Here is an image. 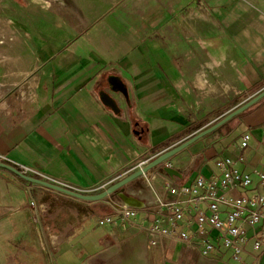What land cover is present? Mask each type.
<instances>
[{"label":"crops","instance_id":"obj_1","mask_svg":"<svg viewBox=\"0 0 264 264\" xmlns=\"http://www.w3.org/2000/svg\"><path fill=\"white\" fill-rule=\"evenodd\" d=\"M53 1L38 2L35 16L26 18L32 57L28 46L20 51L25 76L5 88L0 82V162L25 166L21 171L32 178L100 193L102 184L117 182L140 160L185 141L264 87V0ZM109 75L121 78L128 99L109 90ZM102 90L119 113L102 104ZM245 132L250 138L241 147ZM223 157L253 172L256 184L264 172V98L169 158L179 176L156 166L113 197L139 209L131 221L152 224L164 216L142 207L170 197L162 179L190 184L218 174L215 161ZM108 208L106 198L78 199L0 167V264L251 261V240L237 261L221 244L202 254L117 218L98 225L97 217L112 213Z\"/></svg>","mask_w":264,"mask_h":264},{"label":"built area","instance_id":"obj_2","mask_svg":"<svg viewBox=\"0 0 264 264\" xmlns=\"http://www.w3.org/2000/svg\"><path fill=\"white\" fill-rule=\"evenodd\" d=\"M232 90L236 95L241 94V90ZM249 138V132L243 133L240 146H246ZM152 158L140 160L134 170L143 167ZM241 160L242 157L238 159ZM236 163L231 157L218 158L215 161L218 174L199 175L190 184H175L162 179V187L170 197L158 196L142 207L164 216L152 224L142 225L131 221L139 209L113 195L106 197L112 213L97 217L96 222L104 225L117 218L120 224L131 223V227H139L159 238L194 246L202 254H208L221 244L237 261H243L246 245L251 240V261L243 264H260L264 259V172L257 173L254 184L253 172L241 170L235 166ZM162 165L172 167L169 160ZM20 167L24 172L27 170L25 166ZM156 177L158 174H153L150 178L146 177V181L151 184ZM254 185L259 187L255 192ZM107 187L102 184L100 189ZM235 190L238 192L233 195ZM33 206L28 205L29 209Z\"/></svg>","mask_w":264,"mask_h":264},{"label":"water","instance_id":"obj_3","mask_svg":"<svg viewBox=\"0 0 264 264\" xmlns=\"http://www.w3.org/2000/svg\"><path fill=\"white\" fill-rule=\"evenodd\" d=\"M109 90L112 92H119L121 93L126 99H128V91L126 85L123 83L121 78L117 75H109L107 78ZM99 98L102 104H104L106 107L110 108L113 112L119 113L120 110L118 108V105L116 103V100L105 90H102L99 92ZM262 98H264V87L252 94L250 97H247L243 102H241L236 108L225 114L222 118H220L215 123L211 124L210 126L203 128L194 134H192L189 138H187L185 141L168 148L166 150H163L159 154L155 155L146 165L143 167L134 170L130 174L126 175L125 177L121 178L117 182L111 184L106 189L102 190L100 193L97 194H82L80 192H76L72 189L53 184L44 180L32 178L28 175H26L21 170L16 169L15 167L5 164L3 162H0V167L8 169L19 175L21 178L35 182L37 184H40L42 186H46L48 188H51L53 190H56L58 192H62L64 194L73 196L78 199L83 200H89V201H97L102 200L106 198L109 195L112 194H118L120 192H123L124 186L131 182L133 179L143 175L144 173L148 172L152 168L156 166H160L163 164L164 161L171 158L176 153L180 152L181 150L188 147L190 144L195 142L196 140L204 137L205 135L209 134L210 132L214 131L218 127H220L222 124L230 120L231 118L239 115L240 113L247 110L249 107L260 101ZM162 168L165 173H167L170 176H179V172L170 166L162 165Z\"/></svg>","mask_w":264,"mask_h":264},{"label":"rangeland","instance_id":"obj_4","mask_svg":"<svg viewBox=\"0 0 264 264\" xmlns=\"http://www.w3.org/2000/svg\"><path fill=\"white\" fill-rule=\"evenodd\" d=\"M25 2L30 6L22 7L16 0H0V82L5 84L4 88L11 83L20 82L25 76L26 61L20 60V51L27 53L28 46L29 59L32 57V45L27 44L26 38V18L28 19V15L30 18L35 16L36 4L43 0H24ZM50 4L56 5L53 0H50ZM63 10L68 12V7ZM62 16L68 19L67 14ZM79 19L78 13V24ZM17 92L18 87L13 90L12 95H17Z\"/></svg>","mask_w":264,"mask_h":264},{"label":"trees","instance_id":"obj_5","mask_svg":"<svg viewBox=\"0 0 264 264\" xmlns=\"http://www.w3.org/2000/svg\"><path fill=\"white\" fill-rule=\"evenodd\" d=\"M20 5H22L23 4V2H22V0H16ZM110 207V206H109ZM108 210H111V207L110 208H108Z\"/></svg>","mask_w":264,"mask_h":264},{"label":"flooded vegetation","instance_id":"obj_6","mask_svg":"<svg viewBox=\"0 0 264 264\" xmlns=\"http://www.w3.org/2000/svg\"><path fill=\"white\" fill-rule=\"evenodd\" d=\"M21 6L24 7L23 4Z\"/></svg>","mask_w":264,"mask_h":264}]
</instances>
